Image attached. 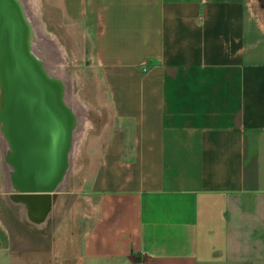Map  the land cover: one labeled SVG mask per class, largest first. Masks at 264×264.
Listing matches in <instances>:
<instances>
[{
	"label": "crops",
	"instance_id": "1",
	"mask_svg": "<svg viewBox=\"0 0 264 264\" xmlns=\"http://www.w3.org/2000/svg\"><path fill=\"white\" fill-rule=\"evenodd\" d=\"M59 2L110 118L0 264H264V0Z\"/></svg>",
	"mask_w": 264,
	"mask_h": 264
},
{
	"label": "water",
	"instance_id": "2",
	"mask_svg": "<svg viewBox=\"0 0 264 264\" xmlns=\"http://www.w3.org/2000/svg\"><path fill=\"white\" fill-rule=\"evenodd\" d=\"M27 32L18 1L0 0V131L14 151L9 187L42 221L66 176L72 114L60 81L31 53Z\"/></svg>",
	"mask_w": 264,
	"mask_h": 264
},
{
	"label": "rangeland",
	"instance_id": "3",
	"mask_svg": "<svg viewBox=\"0 0 264 264\" xmlns=\"http://www.w3.org/2000/svg\"><path fill=\"white\" fill-rule=\"evenodd\" d=\"M36 5L38 15L35 27L42 33L36 42L40 47L39 53L46 63V70L51 76L64 81L68 94L67 103L75 98L85 111L87 131L85 130L82 143H79L72 161L76 170H81L82 173L87 160L96 156L91 154L89 146L99 142L103 137L100 132L109 122V108L104 101L105 89L100 85L98 70L91 67L88 59L90 38L86 36L85 29L67 20L59 0H36ZM53 42L61 49L62 59L60 56L55 59L52 55V50H55ZM1 142L0 140V215L13 239L18 240V243L19 239H23V246L35 247L38 240L35 229L25 223L21 207L12 202L16 200L10 196V191L6 188L4 179L6 168L4 170L2 167L4 164Z\"/></svg>",
	"mask_w": 264,
	"mask_h": 264
},
{
	"label": "bare ground",
	"instance_id": "4",
	"mask_svg": "<svg viewBox=\"0 0 264 264\" xmlns=\"http://www.w3.org/2000/svg\"><path fill=\"white\" fill-rule=\"evenodd\" d=\"M25 22L27 23L28 26V32H27V41H28V46L30 47L31 53L39 60L40 64L42 65L43 69H47L46 68V63L43 60V58L40 55V47L39 44H37L36 40L38 41L40 34L42 35V33L40 32V29H38L37 27H35V23L37 20V15H38V8L36 5V0H17ZM39 2V1H38ZM54 48L52 50V55L55 56V59H57V56H61V49L59 48V46L57 45L56 42H53ZM62 59V58H61ZM47 72V70H46ZM50 77V74H48ZM56 78V77H53ZM58 81H60L61 87H62V94H61V100L64 103V105H67L71 111L72 114V119H71V131H72V139H71V146L69 149V153H68V168L67 170H69L70 166L72 165V161L75 158L76 152H77V148L79 143L81 142V140L83 139V136L85 135V130L87 127V120L85 118V111L83 109V107L78 103V101L75 98H72L69 102V104L67 103V87L64 83V81L61 78H56ZM1 91V89H0ZM80 97V96H79ZM89 100V99H88ZM86 106V105H85ZM87 131V130H86ZM0 140L2 141V145L5 144L4 139L2 137L1 131H0ZM82 143V142H81ZM2 161L3 164L5 166H7V185L10 184L9 180L11 177H9V175L11 174V169L8 168V161L5 164V155H3V149H2ZM85 165V164H84ZM72 175V174H71ZM70 181V179H69ZM71 185V183H70ZM9 186V185H8ZM7 190L11 192L10 188H8L6 186ZM11 196V195H10ZM24 213L26 214V211L24 210Z\"/></svg>",
	"mask_w": 264,
	"mask_h": 264
},
{
	"label": "flooded vegetation",
	"instance_id": "5",
	"mask_svg": "<svg viewBox=\"0 0 264 264\" xmlns=\"http://www.w3.org/2000/svg\"><path fill=\"white\" fill-rule=\"evenodd\" d=\"M2 137H3V134H2ZM3 139H4V137H3ZM4 142H5V144L2 145L1 151L3 149V155H5V164H6V162L8 160H10V158L13 155L14 151H13V148L10 146L9 142L6 139H4ZM9 162L10 161H8L7 164L9 165L8 168L11 169V174L9 175V177H11L12 176V173H14V168L12 167V165ZM2 167H3L4 170H5V168H7V166L5 167V165H2ZM7 175L8 174H7V169H6V171L4 173V179H5L6 186L8 187L7 182H6Z\"/></svg>",
	"mask_w": 264,
	"mask_h": 264
}]
</instances>
